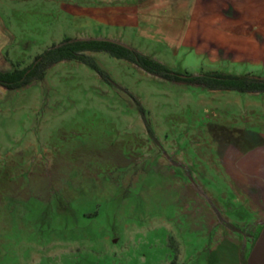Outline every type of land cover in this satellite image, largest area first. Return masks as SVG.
Instances as JSON below:
<instances>
[{
  "label": "rangeland",
  "instance_id": "1",
  "mask_svg": "<svg viewBox=\"0 0 264 264\" xmlns=\"http://www.w3.org/2000/svg\"><path fill=\"white\" fill-rule=\"evenodd\" d=\"M101 1L0 0V70L26 68L66 38L113 39L177 72L213 67L67 8ZM90 55L115 84L63 61L43 81L0 86V264H249L264 175L243 141L264 140V93L175 83ZM218 69L264 78V66Z\"/></svg>",
  "mask_w": 264,
  "mask_h": 264
},
{
  "label": "crops",
  "instance_id": "2",
  "mask_svg": "<svg viewBox=\"0 0 264 264\" xmlns=\"http://www.w3.org/2000/svg\"><path fill=\"white\" fill-rule=\"evenodd\" d=\"M67 8L103 24L160 36L176 52L187 49L211 64L209 71H218V66H264V0H141L127 5L103 0L93 7ZM243 142L239 144H254L247 157L253 166H261L253 174L264 175V140Z\"/></svg>",
  "mask_w": 264,
  "mask_h": 264
},
{
  "label": "trees",
  "instance_id": "3",
  "mask_svg": "<svg viewBox=\"0 0 264 264\" xmlns=\"http://www.w3.org/2000/svg\"><path fill=\"white\" fill-rule=\"evenodd\" d=\"M101 52L108 53L114 58L127 60L146 72L171 82L199 86L213 91L264 93V78L262 77L251 74L234 75L219 71H208L199 75L177 72L125 44L109 39L79 38H66L61 44L54 45L38 55L26 68H21L19 64H13L11 70H0V86L7 91H17L35 81H43L48 70L63 61L82 62L104 79L115 84L90 55V53ZM137 103L146 115L145 109L138 101ZM148 129L151 131L149 126Z\"/></svg>",
  "mask_w": 264,
  "mask_h": 264
},
{
  "label": "water",
  "instance_id": "4",
  "mask_svg": "<svg viewBox=\"0 0 264 264\" xmlns=\"http://www.w3.org/2000/svg\"><path fill=\"white\" fill-rule=\"evenodd\" d=\"M249 264H264V228L251 251L248 259Z\"/></svg>",
  "mask_w": 264,
  "mask_h": 264
}]
</instances>
